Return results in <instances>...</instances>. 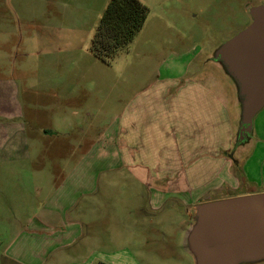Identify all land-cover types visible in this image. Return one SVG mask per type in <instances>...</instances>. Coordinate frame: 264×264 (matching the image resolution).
<instances>
[{"label": "rangeland", "instance_id": "1", "mask_svg": "<svg viewBox=\"0 0 264 264\" xmlns=\"http://www.w3.org/2000/svg\"><path fill=\"white\" fill-rule=\"evenodd\" d=\"M109 1L0 0V137L9 135L4 152L17 155L19 136L13 129L25 122L32 143L27 153L33 156L8 162L0 149V174L43 162L52 169L72 168L126 102L164 76L189 73L187 78L209 80L225 75L233 81L215 53L252 22V8L261 5L257 0H142L149 7L145 24L106 61L90 47ZM62 114L72 127L60 135L50 124ZM254 134L253 129L247 133L245 142L253 141ZM51 138L57 141L46 144ZM109 175L99 178L104 228L117 233L120 227L123 233L118 222L140 218L132 208L147 207L149 195L132 175ZM21 195L0 176V264H64L70 257L53 258L36 249L28 215L34 210L25 209ZM177 206L153 213V218H174L167 230L177 236L174 256L151 258L158 264L189 262L188 238L197 206L190 209L191 226L187 207ZM156 227L151 238L162 236V227Z\"/></svg>", "mask_w": 264, "mask_h": 264}, {"label": "crops", "instance_id": "2", "mask_svg": "<svg viewBox=\"0 0 264 264\" xmlns=\"http://www.w3.org/2000/svg\"><path fill=\"white\" fill-rule=\"evenodd\" d=\"M188 74L164 76L155 87L136 92L72 168L52 169L43 162L1 172L22 194L25 209L34 210L28 215L37 250L53 258L70 257L64 264H158L151 258L174 256L177 236L167 230L174 218H153V213L186 206L191 226L190 209L201 202L264 192V108L254 119V140L236 143L242 104L235 82L225 75L198 80ZM50 125L61 135L72 122L62 114L53 116ZM13 131L19 151L6 154L11 139L1 136L4 160L33 158L27 153L32 143L26 123ZM45 141L54 144L57 138ZM110 172L132 175L149 195L147 207L132 208L140 218L118 222L123 233L120 227L117 233L104 228L99 178ZM156 226L162 227V236L151 238ZM189 255L188 264H196Z\"/></svg>", "mask_w": 264, "mask_h": 264}, {"label": "water", "instance_id": "3", "mask_svg": "<svg viewBox=\"0 0 264 264\" xmlns=\"http://www.w3.org/2000/svg\"><path fill=\"white\" fill-rule=\"evenodd\" d=\"M251 16L252 22L216 52L243 96L240 140L264 108V4L254 6ZM188 244L196 264L263 262L264 192L198 204Z\"/></svg>", "mask_w": 264, "mask_h": 264}, {"label": "trees", "instance_id": "4", "mask_svg": "<svg viewBox=\"0 0 264 264\" xmlns=\"http://www.w3.org/2000/svg\"><path fill=\"white\" fill-rule=\"evenodd\" d=\"M148 14L149 7L142 0H110L95 29L90 47L92 53L106 61L113 57L141 30ZM215 57L222 62L239 90L238 82L228 71L227 66L216 56V53ZM239 97L242 104L243 96L240 93ZM240 122L242 125V110ZM245 140L246 137L240 140L238 134L236 143H242Z\"/></svg>", "mask_w": 264, "mask_h": 264}]
</instances>
